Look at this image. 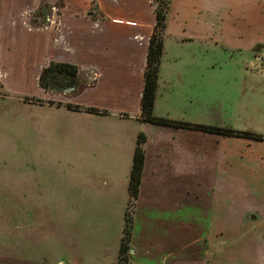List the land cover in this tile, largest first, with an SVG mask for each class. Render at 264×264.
Instances as JSON below:
<instances>
[{
	"label": "rangeland",
	"instance_id": "374dc122",
	"mask_svg": "<svg viewBox=\"0 0 264 264\" xmlns=\"http://www.w3.org/2000/svg\"><path fill=\"white\" fill-rule=\"evenodd\" d=\"M46 3L41 13L50 11ZM253 39L257 45L166 38L154 115L234 132L148 123L145 159L147 135L150 149L171 146V155L147 157L180 184L179 200L172 196L162 211L152 205L153 215L129 195L133 120L76 113L64 103L75 93L44 87L38 94L36 81L26 91L0 83V264H248L251 239L264 244V233L251 235L250 227L262 221L253 212L240 216L231 200L236 189L237 197H264V35ZM95 116L108 126L85 120ZM162 128L188 133L170 145L160 140ZM229 185L236 188L230 200ZM176 203L187 205V220L175 215ZM126 212L131 235L122 247Z\"/></svg>",
	"mask_w": 264,
	"mask_h": 264
},
{
	"label": "crops",
	"instance_id": "0c3cea01",
	"mask_svg": "<svg viewBox=\"0 0 264 264\" xmlns=\"http://www.w3.org/2000/svg\"><path fill=\"white\" fill-rule=\"evenodd\" d=\"M48 1L50 2L0 0L1 86L8 90L16 88L26 91L24 86L30 84L31 80V84L37 82V92L41 94L44 89L40 85V76L46 68L52 63L74 65L78 68V76L83 77L84 82L79 86L77 93L66 97L65 105L76 106V113L101 115L105 114L103 111H107L111 122H114L112 117H128L138 126L135 137L137 140L139 134L145 132V128L150 125L141 120V100L149 43L156 24L154 0H96V5L92 7L86 0H63L59 5L54 4L52 0L50 14L39 13L37 25L34 26L31 13L38 10L42 3L49 6L46 3ZM238 5L239 10L236 9ZM231 6L234 7L233 10ZM263 15L264 0H170L164 33V51L165 40L170 36L182 41L200 39L219 42L220 39H231L230 42L234 44L240 40L241 44L257 45L259 40L253 39V36L256 35V38L260 39L264 35ZM249 34H252V37L246 42L244 39L248 38ZM163 56L164 52L159 73ZM159 76L156 100L160 95ZM90 108L101 110L86 112ZM85 120L95 123L99 128L100 123L94 122L98 120L96 116ZM99 122H102L101 126H108L109 121ZM160 132V140L164 138L170 145L175 138L185 140L188 133L181 130L175 132L174 136L165 128ZM191 133L196 135L195 132ZM147 136V155L137 204L139 206L144 203L148 206V213L153 215L152 205H159L162 211L163 205H166V201L172 196L176 195L178 199L180 184L173 185L172 176H166L162 163L147 157L149 152H152L150 155L158 157L171 155V146L169 150L163 143L155 149H150L151 136ZM245 163L247 165L248 161ZM239 164L243 165L240 162ZM166 181H169V186L164 185ZM188 189L186 187L187 191ZM233 189L236 188L230 189L229 200L233 196ZM239 193L236 189V197L231 200L235 207L233 209H237L240 216L248 212L255 213L256 218L260 217L262 225L260 229H254L256 225L249 226L251 235L258 231L264 233V197L260 200L249 194L237 197ZM237 198L239 201L245 199V203L238 202ZM170 209L172 210V207ZM187 210V205L183 208L180 204H175V215H179L180 220H187V217L181 216ZM167 215L170 217L154 216L160 220L170 219L172 216ZM220 215H217V220L221 219ZM246 258L248 264H264V244L258 245L251 239Z\"/></svg>",
	"mask_w": 264,
	"mask_h": 264
},
{
	"label": "trees",
	"instance_id": "16d2710c",
	"mask_svg": "<svg viewBox=\"0 0 264 264\" xmlns=\"http://www.w3.org/2000/svg\"><path fill=\"white\" fill-rule=\"evenodd\" d=\"M155 3V14H156V24L154 31L152 33L150 43H149V50H148V60H147V67L145 70V77H144V89L143 95L141 100V110H142V121L146 123H151L160 126H181L183 127L188 126L189 128L193 127L192 124L186 122H177L167 118L157 117L154 115V107L156 101V93L158 89V76H159V68L161 57L164 52V33L166 27V20H167V11L169 8L170 0H154ZM37 15L39 13L37 11L31 13V21L32 24L35 26ZM37 16V17H36ZM58 69H64L70 71L73 75L78 73V68L74 65L68 63H52L48 68H46L43 74L40 77V83L44 84L47 79V75ZM73 108H77L76 106H70ZM90 110L94 112H99V110L91 108ZM204 130L210 129L214 132L229 134L233 133V130H226L218 127L212 126H204V125H195L193 129L197 128ZM143 133L139 134L137 141H136V148L133 157V165L131 169L130 181H129V195L132 200H136L140 193V186L142 182V177L144 174L145 168V151L142 145L146 140H142L141 136ZM251 135V134H249ZM127 216V212H126ZM131 220L130 217H126V228L124 229V239H122V247L123 245L127 244L128 240L130 239V227H131ZM128 239V240H127Z\"/></svg>",
	"mask_w": 264,
	"mask_h": 264
},
{
	"label": "flooded vegetation",
	"instance_id": "af4514ba",
	"mask_svg": "<svg viewBox=\"0 0 264 264\" xmlns=\"http://www.w3.org/2000/svg\"><path fill=\"white\" fill-rule=\"evenodd\" d=\"M41 7H42V5H41ZM36 11L38 13H41L40 8H38V10H36ZM46 12L49 13V10H44L42 12L43 15ZM43 15L41 14V16H43ZM43 72H42V74H43ZM45 82H44V84L40 83V85L43 88L46 87L48 90H52L53 92L59 93V95L65 96V95L77 93L79 86L81 85V83L84 82V78L78 76V73L73 75L68 70L58 69V70H54V71L50 72L47 75V79ZM77 83H80V84L74 88L75 84H77Z\"/></svg>",
	"mask_w": 264,
	"mask_h": 264
},
{
	"label": "water",
	"instance_id": "95a60500",
	"mask_svg": "<svg viewBox=\"0 0 264 264\" xmlns=\"http://www.w3.org/2000/svg\"><path fill=\"white\" fill-rule=\"evenodd\" d=\"M79 84H80V83L75 84L74 88L77 87ZM74 90H75V89H74ZM253 217H255V216H253ZM62 264H64V263H62ZM66 264H68V263H66Z\"/></svg>",
	"mask_w": 264,
	"mask_h": 264
},
{
	"label": "built area",
	"instance_id": "2783aa9c",
	"mask_svg": "<svg viewBox=\"0 0 264 264\" xmlns=\"http://www.w3.org/2000/svg\"><path fill=\"white\" fill-rule=\"evenodd\" d=\"M86 1H88L90 4L93 2V0H86Z\"/></svg>",
	"mask_w": 264,
	"mask_h": 264
}]
</instances>
